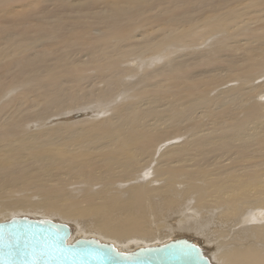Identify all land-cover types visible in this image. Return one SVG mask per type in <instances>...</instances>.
Instances as JSON below:
<instances>
[{"label": "bare ground", "instance_id": "6f19581e", "mask_svg": "<svg viewBox=\"0 0 264 264\" xmlns=\"http://www.w3.org/2000/svg\"><path fill=\"white\" fill-rule=\"evenodd\" d=\"M14 213L122 252L172 226L217 264H264V0H0Z\"/></svg>", "mask_w": 264, "mask_h": 264}, {"label": "water", "instance_id": "95a60500", "mask_svg": "<svg viewBox=\"0 0 264 264\" xmlns=\"http://www.w3.org/2000/svg\"><path fill=\"white\" fill-rule=\"evenodd\" d=\"M70 225L15 217L0 221V264H211L190 240L122 252L112 244L79 238Z\"/></svg>", "mask_w": 264, "mask_h": 264}, {"label": "rangeland", "instance_id": "374dc122", "mask_svg": "<svg viewBox=\"0 0 264 264\" xmlns=\"http://www.w3.org/2000/svg\"><path fill=\"white\" fill-rule=\"evenodd\" d=\"M138 61H135L133 62L134 65H137ZM10 95L9 94H6V97H8ZM43 215V216H42ZM30 214V213H14V214H11V215H3V217L1 216L0 218V221H7V220H12L13 218L15 217H22V218H28V219H31V220H37V221H42V220H51V221H54V222H61V223H66V224H70V227L72 228V235L70 237V239L68 240V242L70 243H73L74 241H76L77 239L79 238H84V239H94V240H97L101 243H106V244H112L114 245L115 242L112 241V240H108V239H103L97 235H94V234H89V235H79L77 233V226L72 223L69 222V220L67 219H56L54 217H51V216H47V215H44V214ZM35 216V217H34ZM55 219V220H54ZM62 220V221H61ZM68 221V223H67ZM166 230L168 232V235L163 239V241H159V242H155V243H150V244H141L140 246H150L153 247V246H158V245H161V243H167L168 241H171V240H176V239H187V240H192V243L196 244L198 247H200V249L203 251V254L206 258L209 259L210 263L211 264H217V262L215 260L212 259V257L210 256V254H207L209 252L208 249H205L203 247H201L199 241L197 243V240L196 238H194L191 234H182V233H179L176 231V228H172V226H166ZM196 239V240H195ZM114 243V244H113ZM115 246V245H114ZM116 247V246H115ZM121 251V250H120ZM211 258V259H210Z\"/></svg>", "mask_w": 264, "mask_h": 264}]
</instances>
